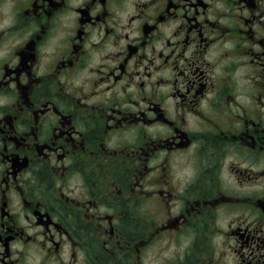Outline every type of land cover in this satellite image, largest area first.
<instances>
[{"label": "flooded vegetation", "instance_id": "af4514ba", "mask_svg": "<svg viewBox=\"0 0 264 264\" xmlns=\"http://www.w3.org/2000/svg\"><path fill=\"white\" fill-rule=\"evenodd\" d=\"M0 264H264V0H0Z\"/></svg>", "mask_w": 264, "mask_h": 264}]
</instances>
